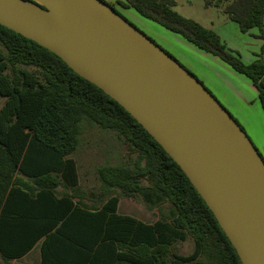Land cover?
Segmentation results:
<instances>
[{"label":"trees","instance_id":"1","mask_svg":"<svg viewBox=\"0 0 264 264\" xmlns=\"http://www.w3.org/2000/svg\"><path fill=\"white\" fill-rule=\"evenodd\" d=\"M116 4L244 75L264 111V58L244 64L213 30L174 11V0ZM205 4L220 5L241 32L256 28L264 41V0ZM1 98L0 264L35 247L38 264H241L185 174L129 113L56 55L0 25ZM85 123L114 133L134 154L130 164L95 169L100 190L90 200L80 192L71 158ZM12 125L25 132L6 142ZM115 191L139 197L147 208L167 205V214L151 223L120 214ZM187 239L192 252L175 253V244Z\"/></svg>","mask_w":264,"mask_h":264},{"label":"water","instance_id":"2","mask_svg":"<svg viewBox=\"0 0 264 264\" xmlns=\"http://www.w3.org/2000/svg\"><path fill=\"white\" fill-rule=\"evenodd\" d=\"M0 25L117 102L185 174L241 264H264V162L190 72L102 0H0Z\"/></svg>","mask_w":264,"mask_h":264},{"label":"rangeland","instance_id":"3","mask_svg":"<svg viewBox=\"0 0 264 264\" xmlns=\"http://www.w3.org/2000/svg\"><path fill=\"white\" fill-rule=\"evenodd\" d=\"M174 3L173 10L178 14L217 32L225 47L237 52L244 64H249L263 55L264 43L257 37L258 31L251 29L241 32L222 12L220 5L224 2L217 8L206 6L205 0H174ZM113 7L124 20L200 81L242 128L264 162V111L250 81L244 75L234 72L220 59L200 52L179 35L145 19L133 9L120 8L114 4ZM2 102L1 98L0 106ZM24 132L25 129L12 125L7 133L6 142L18 139ZM71 158L77 167L80 192L90 200L98 198L100 190L95 169L103 164H130L134 154L116 138L114 133L85 123L78 146ZM115 192V195H119L118 191ZM117 211L151 223L167 214V205L147 208L137 196L119 195ZM192 250L191 239L176 243L173 249L179 255H188ZM14 263L38 264V258H32L30 261L21 259Z\"/></svg>","mask_w":264,"mask_h":264},{"label":"crops","instance_id":"4","mask_svg":"<svg viewBox=\"0 0 264 264\" xmlns=\"http://www.w3.org/2000/svg\"><path fill=\"white\" fill-rule=\"evenodd\" d=\"M107 2H111V3H113L115 6H118L117 4H116V1L117 0H106ZM118 7H120V6H118ZM121 8V7H120ZM252 29H256V28H252ZM251 30V29H250ZM257 30V29H256ZM214 31V30H213ZM249 31V30H248ZM258 31V30H257ZM215 32V31H214ZM217 35H218V37H219V34L217 33V32H215ZM258 38H259V31H258V36H257ZM260 41H263L262 39L260 40ZM187 42V41H186ZM263 43H264V41H263ZM190 44V43H189ZM193 46V45H192ZM194 47V46H193ZM196 48V47H195ZM197 49V48H196ZM199 50V49H198ZM200 52H202V53H205V52H203V51H201V50H199ZM233 52H235V51H233ZM235 53H237V52H235ZM205 54H207V55H210V54H208V53H205ZM238 54V53H237ZM239 55V54H238ZM210 56H212V55H210ZM261 56V57H260ZM259 56V58H264V53H263V55H260ZM213 57H215V56H213ZM239 57H240V55H239ZM217 58V57H216ZM258 59V58H257ZM256 60V59H255ZM254 60V61H255ZM234 71V70H233ZM235 72V71H234ZM237 73V72H236ZM239 74V73H238ZM242 75V74H241ZM248 79V78H247ZM249 80V79H248ZM250 81V80H249ZM251 83V82H250ZM251 86L254 88V86L252 85V83H251ZM255 89V88H254ZM256 90V89H255ZM257 92V91H256ZM35 249H36V253H35ZM32 258H38V249L35 247V248H33L31 251H29L25 256H23L21 259H26V260H28V261H30ZM21 259H19V260H21ZM19 260H17V261H19ZM16 260H11L10 261V264H15L14 262H15ZM30 264V263H29Z\"/></svg>","mask_w":264,"mask_h":264}]
</instances>
